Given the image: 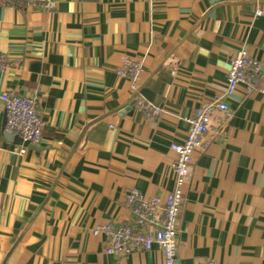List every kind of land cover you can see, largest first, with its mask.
Here are the masks:
<instances>
[{
  "label": "crops",
  "instance_id": "0c3cea01",
  "mask_svg": "<svg viewBox=\"0 0 264 264\" xmlns=\"http://www.w3.org/2000/svg\"><path fill=\"white\" fill-rule=\"evenodd\" d=\"M53 2L0 4V95L36 98L43 122L40 144L20 154L0 102V264H163L157 247L106 255L92 231L130 220L131 188L164 198L170 145L217 98L232 116L193 153L178 260L264 264V94L223 97L239 49L260 62L264 87V0ZM124 57L141 65L135 93L115 73ZM141 99L160 116L146 119Z\"/></svg>",
  "mask_w": 264,
  "mask_h": 264
},
{
  "label": "built area",
  "instance_id": "2783aa9c",
  "mask_svg": "<svg viewBox=\"0 0 264 264\" xmlns=\"http://www.w3.org/2000/svg\"><path fill=\"white\" fill-rule=\"evenodd\" d=\"M1 5L17 9L32 8L51 11L53 0H0ZM260 16V11H255ZM9 59L0 52V73L9 68ZM224 98L242 87L245 93L264 94L262 86V66L250 57L244 49H239L228 61ZM116 75L127 79L132 92L139 88L141 65L128 57L122 59ZM0 102L5 113L4 132L16 136L31 146H38L41 141L43 122L38 114L36 98L19 97L8 93L0 95ZM138 108L146 119L157 118L161 110L142 99ZM232 113L221 98L201 105L195 115L187 120L188 130L180 143H172L170 151L175 160L170 165L172 188L164 198L160 196L144 197L138 190L127 191L125 204L130 211V220L124 223H108L93 229L92 235L102 237L106 255L123 256L131 252H148L157 247L162 254L163 264H180L178 260L179 219L181 215L184 186L187 183L192 164V156L202 148V137L206 135L214 121L224 123ZM25 147L19 153L24 154ZM197 264H217L213 259Z\"/></svg>",
  "mask_w": 264,
  "mask_h": 264
},
{
  "label": "water",
  "instance_id": "95a60500",
  "mask_svg": "<svg viewBox=\"0 0 264 264\" xmlns=\"http://www.w3.org/2000/svg\"><path fill=\"white\" fill-rule=\"evenodd\" d=\"M8 139L10 140H14L16 141V143L20 144L21 146L25 147V148H34V146L29 145L26 142H22V140L16 136H12V135H7Z\"/></svg>",
  "mask_w": 264,
  "mask_h": 264
}]
</instances>
